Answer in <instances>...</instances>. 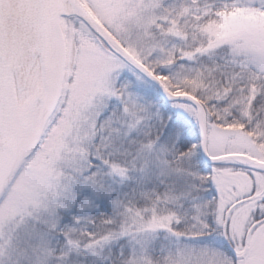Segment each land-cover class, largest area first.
<instances>
[{
	"label": "snow or ice",
	"instance_id": "obj_1",
	"mask_svg": "<svg viewBox=\"0 0 264 264\" xmlns=\"http://www.w3.org/2000/svg\"><path fill=\"white\" fill-rule=\"evenodd\" d=\"M0 264H264V0H0Z\"/></svg>",
	"mask_w": 264,
	"mask_h": 264
}]
</instances>
